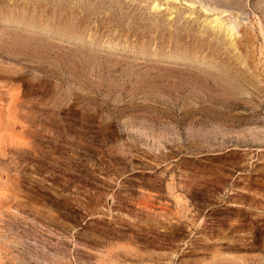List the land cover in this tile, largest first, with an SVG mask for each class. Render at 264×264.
Returning <instances> with one entry per match:
<instances>
[{"label": "rangeland", "instance_id": "374dc122", "mask_svg": "<svg viewBox=\"0 0 264 264\" xmlns=\"http://www.w3.org/2000/svg\"><path fill=\"white\" fill-rule=\"evenodd\" d=\"M0 264H264V0H0Z\"/></svg>", "mask_w": 264, "mask_h": 264}, {"label": "bare ground", "instance_id": "6f19581e", "mask_svg": "<svg viewBox=\"0 0 264 264\" xmlns=\"http://www.w3.org/2000/svg\"><path fill=\"white\" fill-rule=\"evenodd\" d=\"M69 1V0H68ZM58 2V1H57ZM137 2V1H136ZM230 2V1H229ZM99 3V2H98ZM139 5V4H138ZM5 7V6H4ZM36 7V6H35ZM174 7V6H173ZM20 8V7H19ZM31 8V7H30ZM85 8V7H84ZM37 9V8H36ZM127 9V8H126ZM113 10V9H112ZM18 11V10H17ZM38 11V10H37ZM86 11V10H85ZM52 12V11H51ZM56 12V11H55ZM66 12V11H65ZM157 12V11H156ZM175 13V12H174ZM172 14V13H171ZM41 15V14H40ZM17 16V15H16ZM27 16V15H26ZM42 16V15H41ZM44 16V15H43ZM55 16V15H54ZM118 16V15H117ZM169 16V15H168ZM191 16V15H190ZM230 16V15H229ZM81 17V16H80ZM83 17V16H82ZM107 17V16H106ZM33 20V19H32ZM209 20V19H208ZM13 21V20H12ZM140 21V20H139ZM37 22V21H36ZM72 22V21H71ZM228 22V21H227ZM109 24V23H108ZM213 25V24H212ZM220 25V23H219ZM17 26V25H16ZM23 26V25H22ZM201 26V25H200ZM43 28V27H42ZM78 28V27H77ZM160 28V27H159ZM213 28V27H212ZM220 28V27H219ZM84 29V28H83ZM153 29V28H152ZM236 29V28H235ZM67 30V29H66ZM92 30V29H91ZM145 30V29H144ZM137 31V30H136ZM222 31V29H221ZM188 32V31H187ZM25 33V32H24ZM33 34V33H32ZM215 34V33H214ZM245 34V33H244ZM37 35V34H36ZM130 35V34H129ZM147 35V34H146ZM227 35V34H226ZM169 36V35H168ZM66 37V36H65ZM182 37V36H181ZM186 37V36H185ZM217 37V36H216ZM68 38V37H67ZM194 38V37H193ZM109 39V38H108ZM182 39V38H181ZM185 39V38H184ZM35 40V39H34ZM168 41V40H167ZM177 41V40H176ZM194 41V40H193ZM29 42V41H28ZM175 42V41H174ZM182 42V41H181ZM184 42V41H183ZM206 42V41H205ZM187 43V42H186ZM194 43V42H193ZM164 44V43H163ZM173 45V44H172ZM197 45V44H196ZM193 46V45H192ZM203 46V45H202ZM201 46V47H202ZM207 47V46H206ZM203 49V48H202ZM235 51V50H234ZM188 52V51H187ZM145 54V53H144ZM159 54V53H158ZM177 54V53H176ZM187 54V53H186ZM213 54V53H212ZM150 55V54H149ZM153 55V54H152ZM171 55V54H170ZM141 56V55H140ZM213 56V55H212ZM158 57V56H157ZM164 57V56H163ZM182 57V56H181ZM180 57V58H181ZM188 57V56H187ZM179 58V59H180ZM209 58V57H208ZM174 59V58H173ZM183 59V58H182ZM186 60V59H185ZM197 60V59H196ZM212 61V60H211ZM210 62V61H208ZM232 79V78H231Z\"/></svg>", "mask_w": 264, "mask_h": 264}]
</instances>
